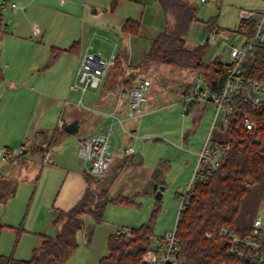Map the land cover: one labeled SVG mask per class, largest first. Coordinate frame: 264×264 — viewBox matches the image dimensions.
I'll use <instances>...</instances> for the list:
<instances>
[{
  "label": "crops",
  "instance_id": "crops-1",
  "mask_svg": "<svg viewBox=\"0 0 264 264\" xmlns=\"http://www.w3.org/2000/svg\"><path fill=\"white\" fill-rule=\"evenodd\" d=\"M148 1L152 5L151 10H148L146 4ZM60 4L66 5L69 10L63 12L67 20L62 23L61 20L65 17L62 16V19L56 18L57 21L42 27L34 25L31 35L25 23L27 10L21 8L8 10L11 26L1 38V41L4 39L5 45L9 46L8 50L17 61V65L11 73L7 71L9 65L6 70H0L3 76L0 86L4 84V90H7L11 96L10 112L6 114L5 121L10 120L13 124L5 126L9 127V130H6L9 137L0 140V148L17 147L20 141L21 144L29 145L23 154V158H29L28 161L19 163L8 159L0 164V182L6 177L12 178L15 182L13 183L15 194L5 202L0 201V221L5 223L1 233H19V243L12 253L21 259L31 258L34 248L42 244L44 234L54 235L58 232L60 225L53 223L55 215L59 210L72 208L82 198L88 187L86 163L80 155L77 143L80 137L110 123H114V127L119 124L122 126L121 138L119 132L116 133L114 129L113 137L116 142L112 146L116 148L115 162H112L105 176L96 178L94 181L95 185L98 182L99 191L108 189L113 197L121 195L132 197L136 194L156 195L165 182V174L168 172L169 155L159 151L161 149L159 145L162 142L158 139L162 137L153 131V126H149L152 125L151 115L160 108L154 101L158 94L157 78L138 75L152 81L148 92V103L138 119H130L127 116L128 98L124 94L126 90L123 85V77L132 71H138V68L143 66L142 60L145 59L152 39L168 25L158 0H121L115 11L110 10L111 0H65L64 3L60 0ZM79 7H81L80 17H77L74 13ZM263 10H258L257 13ZM249 12L254 13V18H260L256 17L253 10ZM73 16L74 20L67 22ZM76 18L80 19L74 23ZM128 18L141 22L138 34H127L123 31V24ZM243 18L241 13V19ZM52 29L58 33H52ZM98 34H101L102 40L104 38V41L108 42V51L106 48L102 51L98 43L99 47L93 44ZM32 35L40 38H34ZM107 37L112 41L110 39L108 41ZM74 42L78 44L75 50H70ZM115 45L120 63L128 57V64H136L137 67L130 65L126 71L124 68L121 69L119 80L112 84L108 82L109 90L104 91L108 80V70L98 92L91 93L84 102L83 95L87 91L82 94L80 90L71 88L76 80L83 54L90 49L107 56ZM53 47L62 50L54 60L52 59ZM160 64L163 65V63ZM147 67L150 73L157 75L158 69L162 66L155 68L153 64H149ZM190 71L194 70L182 72L178 69L175 75L183 78L188 76ZM195 83L181 84L179 89H174H177V93L176 97L171 99L170 106L175 109L182 107L183 111L181 109L179 113L183 121L179 139L172 141L168 137L167 140L174 144L180 153L187 151L198 155L201 148L188 147L190 137L189 132L184 130L185 122L190 117V125L196 129L193 136H197L200 122L212 102H201L202 105L191 107L190 102L185 101L186 96L194 90ZM80 99L85 107L78 103ZM111 114L122 119V123ZM2 132L3 130L0 135ZM168 133L171 132L168 131ZM33 143H37L36 146ZM130 146L134 150L126 152L125 150ZM46 149L54 152L52 164L47 165L42 162ZM36 151L42 154L39 158L41 167L36 164V159L33 157ZM44 165L47 166L44 167ZM33 173L36 174L32 179L35 182V188L27 207L24 226L21 225L20 231L15 228V225L22 220L24 203L27 199L21 192V182L18 181V177L21 174ZM135 208L108 203L104 220L99 223H96L91 216H84L82 228L78 232L79 248L66 264H89L87 253L95 256L98 254L96 263H91L98 264L100 258L108 254L106 247L102 245L104 238L108 241L109 236L120 228L136 227L126 225L119 219L120 217L141 218L142 213L135 211ZM145 221L139 219L138 224L141 225ZM8 252L0 241V253Z\"/></svg>",
  "mask_w": 264,
  "mask_h": 264
},
{
  "label": "trees",
  "instance_id": "trees-1",
  "mask_svg": "<svg viewBox=\"0 0 264 264\" xmlns=\"http://www.w3.org/2000/svg\"><path fill=\"white\" fill-rule=\"evenodd\" d=\"M121 0H111L110 10L115 11ZM0 0V8H1ZM163 12L170 19L165 29L158 32L145 54L149 62H157L189 68L205 76L207 87L221 91L227 79L229 62L215 57L206 61L197 48L188 45V35L196 21L198 7L186 0H158ZM1 10V9H0ZM0 12V41L2 32ZM258 19H241L237 32L251 38ZM210 36L221 29L218 17L205 22ZM127 34L136 35L141 29L139 20L128 18L122 27ZM74 42L70 50H75ZM206 47L207 42L201 44ZM62 50L52 48L54 60ZM120 63L117 55L114 65ZM243 73L264 81V44L254 46L242 63ZM139 72L132 71L123 77L125 90H129ZM3 76L0 72V84ZM198 100L190 101V106H199ZM246 115L256 120L252 129L244 124ZM212 140L228 146L218 168L213 172L202 171L183 200V209L177 220L176 234L180 243L179 256L188 264H253L228 253V241L220 234L223 227L246 236L252 232L253 222L264 201V107L260 111L241 98L234 101L233 113L224 130L216 129ZM95 177L86 174L88 187L82 198L70 209L59 210L53 223L60 225L54 235H43V242L34 248L31 258L21 259L13 253H0V264H66L79 248L78 232L82 228L83 217L91 216L96 223L105 217L106 206L114 203L120 206L139 207L140 194L132 197L110 195L108 189L96 190L92 183ZM15 194V189L0 187V201H7ZM148 221L132 229V235L117 232L108 238V254L102 256L99 264H146L145 253L153 247L155 223L160 210L157 199ZM5 223L0 221V234ZM211 232V236L207 233Z\"/></svg>",
  "mask_w": 264,
  "mask_h": 264
},
{
  "label": "rangeland",
  "instance_id": "rangeland-1",
  "mask_svg": "<svg viewBox=\"0 0 264 264\" xmlns=\"http://www.w3.org/2000/svg\"><path fill=\"white\" fill-rule=\"evenodd\" d=\"M16 2L18 5V8L21 9H26L27 11V16L25 18V23L29 27L28 33L30 35L33 33L34 25H48L52 21H57L56 18L62 19L63 12H68V8L66 5H61L60 0H12ZM190 3V5L194 7H198V13H197V20L194 21V23L191 26L189 35H188V45L194 48H197L200 52V54L203 55V58L206 61H210L214 59L215 57H220L221 60L228 62L231 60V55H230V46L232 44H238L240 41V36L237 33V27L241 21V13L242 10H248L251 11L253 10L256 14V17H261L262 13L257 11L264 9V0H208L207 2H202L201 0H186ZM32 2V3H31ZM148 5V10H151L152 5L150 4V1L146 3ZM141 9L142 7H138ZM156 8V7H155ZM12 10V9H9ZM79 10H81V7L76 10L74 15L77 17L79 16ZM8 11L6 13V16L8 19H11L8 15ZM61 14V15H60ZM163 16L165 17V20H170L165 13ZM68 16V15H67ZM217 16L218 17V25L220 26L221 29L215 30L217 33V41L214 42L213 40L209 39L207 40V37H210L207 33V28L205 26V22L209 20L211 17ZM76 18L75 22H78ZM67 20V17L65 16L63 18L62 23ZM74 20V16L70 18L69 21ZM11 21V20H10ZM11 22L7 25L8 28H10ZM52 33H58V31H55V29H52ZM33 36V35H32ZM108 36V35H107ZM34 38H40L39 36H33ZM101 34L96 36V39L94 41V45L96 47H101L102 51L103 48L106 50L109 48L108 42L104 41L101 39ZM105 37V36H103ZM109 37V36H108ZM108 41L110 38H108ZM110 41H112L110 39ZM4 39L0 41V70L4 71L8 68V72H12L15 70V66L17 65V61H15V58H13V55L10 53L9 46L5 45ZM208 42L206 47H202L201 44ZM97 43L99 46H97ZM109 50V49H108ZM107 50V51H108ZM107 53V52H106ZM128 57L124 59V61L120 64L117 65H112L109 68L108 72V80H107V85H105V89L109 90L108 87L110 85L108 82L111 84L114 81L119 80L120 78V70L124 68L126 71L130 65L132 67H137L136 64H128ZM143 66L138 68V71L140 75L142 76H151L157 78V92L158 94L155 97V102L160 106V108L151 115V120L150 123L153 126L154 129L153 131L159 133V136L162 138H159L158 141L162 142L160 143L159 147L161 148L159 151L160 153H163L164 155H169V160L168 162V172L165 174V182L160 186L163 187L162 189V197L157 198L155 194L151 195H144V196H139L138 197V202L141 204L138 208H135L134 210L137 212H141V218H134L130 217L129 218H122L120 217V221L122 223H125L126 225H129L132 227L138 224L139 219H144V221H148L151 217L153 208L158 201L157 199H160L161 207L160 210L158 211L157 218H156V223H155V230H154V237L153 240L156 238V236H162L165 235V233L173 230L176 227L177 220H178V215H179V210L182 207V201L183 197L188 191V186L190 185V182L192 180V177L195 173V169L197 167V164L199 162V155L192 154L191 152L183 151L179 152V149L174 146L167 138L169 137L170 140L176 141L179 139V135L181 133V127H182V121L183 118L181 114L179 113V110L182 109L177 107V109L173 108L170 106V101L174 97H176L177 89L178 87L183 85H192L193 82L195 83L198 80L199 73L197 71H190L188 76L186 77H179L177 74L175 75L176 70L180 69L182 72H185L186 70H191V69H186L184 67L180 66H170L166 64H160L157 62H149L146 59L142 60ZM149 64H153L155 68H159L160 66L161 69L164 68L163 70L158 69V73L152 74L150 71H148ZM137 69V68H136ZM4 84L0 86V104H1V109H0V132L3 130L2 135H0V140L3 138H7L6 130H9V127L5 126H11L10 120L5 121V116L9 110V104L11 103V96L7 92V90H4L3 88ZM177 88L176 90H174ZM99 89H92L89 88V90L86 92L84 96V102H86L87 97L93 93V92H98ZM154 94V93H153ZM3 102V104H2ZM79 103V100H78ZM183 111V109H182ZM215 114V105L212 103L208 111L204 113V116L201 120L200 127L197 130V136H193V132L196 130L193 125H190V117L185 122V127L184 130L186 132H189V148L194 149V148H203L208 135L210 134V130L212 127L213 123V116ZM4 118H1L3 117ZM11 124V125H10ZM120 126V127H119ZM115 132H119V136L121 138L123 128L122 126L115 125L114 127ZM171 132V133H168ZM216 133V129L212 131V134L214 135ZM13 135V134H10ZM114 136V135H113ZM115 138L112 137V144L113 146L115 145ZM22 142L17 143V147L14 146L12 149L19 148L21 147ZM34 144V143H33ZM37 144V143H36ZM36 144H34L36 146ZM33 145V146H34ZM27 148L29 147L28 144H26ZM191 146V147H190ZM7 148V147H3ZM56 150V148H55ZM45 151H48L47 149ZM41 152L36 151L35 156H33L36 160V164L41 167V164L39 163L40 157H41ZM44 156V154H43ZM23 154L20 156L16 157H11L9 160H14V162L18 161L24 162L28 161L29 158H23ZM115 157V156H114ZM117 157L115 159L113 158L115 162ZM48 165V164H47ZM47 165H44L46 167ZM43 166V165H42ZM36 176L35 173L33 174H21V176L18 177V181L21 182V189L22 193L25 194V208H24V213L21 216V221L20 223L15 225V228L18 230L21 229V225L24 226L23 221L25 220L26 212H27V207L28 204L30 203L31 197L33 190L35 188V182L32 181V179ZM96 178V177H95ZM96 180V179H95ZM16 181V180H15ZM14 180L10 177L3 178L0 182V187L3 188L4 190L12 189L14 186ZM94 185V188L96 190L99 189L98 187V182L96 185L94 182L92 183ZM27 197V198H26ZM264 203H262L263 205ZM131 207V206H130ZM19 216V215H18ZM117 219V217H115ZM114 218V219H115ZM143 221V220H142ZM21 231V230H20ZM0 235V241L1 244L4 246L5 251H9L7 254H10L13 252V249H15L19 243L20 237L19 233H12V232H6L5 234L1 233ZM107 238H104L102 240V245L106 247V253H108V243H107ZM106 244V245H105ZM2 248V247H1ZM87 257H89L88 262L89 264L91 263H96V260H98V254L95 255H89V253L86 254ZM99 264V262H98Z\"/></svg>",
  "mask_w": 264,
  "mask_h": 264
},
{
  "label": "built area",
  "instance_id": "built-area-1",
  "mask_svg": "<svg viewBox=\"0 0 264 264\" xmlns=\"http://www.w3.org/2000/svg\"><path fill=\"white\" fill-rule=\"evenodd\" d=\"M207 2L208 0H201ZM62 3L65 0H61ZM18 5L12 0H2V32H7V25L11 22L6 13L9 9L16 10ZM258 19L256 31L251 38L240 35L238 44L230 46L231 60L230 66L226 68L227 79L221 91L210 90L205 82L203 74L198 75L194 90L186 96L185 101L198 100L200 102H212L215 105V116L213 119L210 134L199 152V162L195 169L188 190L194 185L202 171L209 173L216 170L222 158L228 154V146L218 141L212 140V131L215 129L224 130L231 114L233 113L235 99L241 98L243 102L250 103L261 110L264 107V81L252 77H247L243 73L242 63L254 46L264 44V10ZM253 12L243 11L242 15L246 19L253 18ZM217 32H214L209 39L216 42ZM116 45L109 55L105 56L100 52L87 49L83 54L77 70V77L71 88L80 90L82 94L92 89H98L104 81L109 68L116 59ZM152 81L146 77H138L129 90L125 91L128 98L127 116L130 119H138L144 112V106L148 103V92ZM79 104L84 106L82 99ZM116 117L115 114H111ZM122 123V119L117 118ZM244 124L247 129H252L256 125V120L250 115H246ZM128 131V130H127ZM129 132V131H128ZM114 133V123H110L94 132L80 137L77 140L80 155L86 163V170L96 178L106 175L116 154V148L112 146ZM27 150L26 143L19 148H0V164L11 157L20 156ZM134 148L130 146L125 151L132 152ZM44 164L54 162V152L44 151L42 158ZM185 195L183 197V200ZM264 203V201H263ZM183 209L179 210L178 218ZM118 234L126 233L132 235V229L123 227L117 230ZM220 234L228 241V253L253 264H264V204L261 205L259 212L253 222L252 232L246 236H240L236 232L223 227ZM211 236V232L207 233ZM180 243L176 234V227L162 236H156L153 247L144 255L146 264H188L181 260L179 256Z\"/></svg>",
  "mask_w": 264,
  "mask_h": 264
},
{
  "label": "water",
  "instance_id": "water-1",
  "mask_svg": "<svg viewBox=\"0 0 264 264\" xmlns=\"http://www.w3.org/2000/svg\"><path fill=\"white\" fill-rule=\"evenodd\" d=\"M162 189H163V187H160V189L157 191V193H156L157 198L162 197Z\"/></svg>",
  "mask_w": 264,
  "mask_h": 264
}]
</instances>
